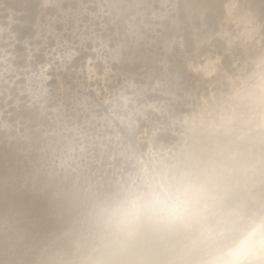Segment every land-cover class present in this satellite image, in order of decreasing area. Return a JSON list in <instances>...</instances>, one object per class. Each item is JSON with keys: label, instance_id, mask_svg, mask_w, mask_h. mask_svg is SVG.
<instances>
[{"label": "clouds", "instance_id": "1", "mask_svg": "<svg viewBox=\"0 0 264 264\" xmlns=\"http://www.w3.org/2000/svg\"><path fill=\"white\" fill-rule=\"evenodd\" d=\"M0 264H264V0H0Z\"/></svg>", "mask_w": 264, "mask_h": 264}]
</instances>
